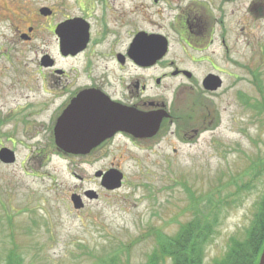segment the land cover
Wrapping results in <instances>:
<instances>
[{"label": "rangeland", "instance_id": "rangeland-1", "mask_svg": "<svg viewBox=\"0 0 264 264\" xmlns=\"http://www.w3.org/2000/svg\"><path fill=\"white\" fill-rule=\"evenodd\" d=\"M52 1L0 0L1 118L21 117L19 107L27 113L32 111L29 106L41 101L35 86L41 84L44 71L35 74L40 57L36 51L46 52L48 47L40 46L47 38L40 11ZM191 1L199 10L196 1L204 0L178 4L186 8ZM175 4L171 0L173 8ZM207 5L214 22L207 52L223 70L224 85L215 97H205L210 116L193 122L192 130L198 134L191 131L188 139H182L168 130L144 150L117 140L114 147L97 153L102 158L95 164L91 157L56 152L39 164L30 160L29 147L34 144L25 141L18 129L14 138L23 144L16 146L15 162L0 163V264L13 246L23 264H101L100 259L111 255L142 264L157 248V234L174 235L196 209L209 206L208 198L219 215L204 264L220 258L230 238H244L264 192V0H210ZM186 14L190 17V10ZM175 15L176 10H167L168 60L182 62L198 75L210 71L208 66L196 70L189 62L191 51L172 28ZM29 27L33 40L20 42L18 33ZM220 30L234 61L226 60L219 46ZM177 83L166 81L172 89ZM254 83L262 86V92ZM166 96L171 98L170 90ZM9 131L2 126L0 133ZM112 169L124 178L119 189L106 191L95 174ZM189 190L202 198L194 207ZM83 191L85 195L95 191L98 198L75 210L71 196Z\"/></svg>", "mask_w": 264, "mask_h": 264}, {"label": "flooded vegetation", "instance_id": "flooded-vegetation-1", "mask_svg": "<svg viewBox=\"0 0 264 264\" xmlns=\"http://www.w3.org/2000/svg\"><path fill=\"white\" fill-rule=\"evenodd\" d=\"M174 1L175 8L170 5L171 0H53L46 8L47 15L40 14L47 23V38L41 39L40 46L48 47L46 52L36 51L40 57L37 56L39 65L35 74L44 71L41 84L35 86L41 91V101L29 106L27 109L32 111L27 113L19 107L21 117L17 114L0 117V130L2 126L10 127L9 133H0L4 138L0 149L10 150L16 158V146L23 143L14 136L21 129L24 140L34 144L29 147L30 160L34 163H45L53 152L71 157L56 141L62 115L65 119L60 128L70 136L66 142L97 143L87 155H76L91 157V164L100 162L102 156L97 153L114 147L117 140L144 150L168 130L182 139H188L191 131L197 135L192 124L210 116L205 97H215L222 88L224 72L207 52L214 25L208 17L210 0L196 1L199 10L193 1L186 8L178 4L179 0ZM167 10H176L172 28L191 51L189 62L196 70L208 66L210 71L198 75L194 68L168 60ZM188 10L190 17L186 16ZM32 32V27L25 33L19 32V41L31 42ZM220 35L219 46L223 47L225 59L234 61L227 54L229 50L221 30ZM210 75L220 79L216 91L204 88ZM168 79L178 80L173 89L167 88ZM32 97L37 96H25ZM103 102H110L115 114H121L124 119L129 117L128 131L118 130L104 140L98 139L97 131L102 127L98 116L103 112ZM39 117L43 118L40 122ZM152 117L161 120L157 132L147 136ZM96 192L99 194V189ZM80 197L87 204L85 191Z\"/></svg>", "mask_w": 264, "mask_h": 264}, {"label": "trees", "instance_id": "trees-1", "mask_svg": "<svg viewBox=\"0 0 264 264\" xmlns=\"http://www.w3.org/2000/svg\"><path fill=\"white\" fill-rule=\"evenodd\" d=\"M256 87L259 92H262V86L256 85ZM245 105L251 108L257 107L249 104L248 101H245ZM190 194L194 207L195 202H199L202 198L195 197L191 191ZM212 203L208 198L207 204L210 206ZM209 206L203 210L196 209L193 217L181 225L174 235L157 234V248L142 264H204L206 246L216 232L219 215L216 211L217 206L211 205L212 207L208 209ZM207 209L209 211L205 213ZM263 246L264 192L258 201L253 220L244 238L241 240L230 238L226 252L220 258L214 259L212 264H258ZM100 262L101 264H130L128 261L122 262L115 259L113 255L100 259ZM3 264H23L15 246L7 251Z\"/></svg>", "mask_w": 264, "mask_h": 264}, {"label": "water", "instance_id": "water-1", "mask_svg": "<svg viewBox=\"0 0 264 264\" xmlns=\"http://www.w3.org/2000/svg\"><path fill=\"white\" fill-rule=\"evenodd\" d=\"M41 15L46 16L47 10L41 9ZM166 51V46L163 44V52ZM220 87V79L217 76L210 75L205 79L204 88L209 91H216ZM103 112L98 116L99 121L102 122V127L98 129L97 136L99 140H104L112 136L118 130L128 131L130 119L127 117L126 119L122 118L121 114H115L114 110L111 107L110 102H103ZM65 116L62 115L58 120V125L56 129V141H58V146L64 149L66 154L72 155H86L90 152V149L94 147L97 143L95 142H82V141H72L66 142L69 139V134L65 133L60 127L63 124ZM161 117L158 119H154L152 117L151 120V128L150 132L147 136L154 135L159 126V122ZM15 160L14 154L7 149H0V162L3 164H12ZM96 178L100 179L101 187L106 191H114L121 187L123 174L117 170H110L105 173L97 172L95 174ZM86 196L89 199L97 198V195L93 191L86 192ZM71 204L75 210L82 209L84 204L78 195L71 196ZM258 264H264V246L262 252L259 257Z\"/></svg>", "mask_w": 264, "mask_h": 264}]
</instances>
